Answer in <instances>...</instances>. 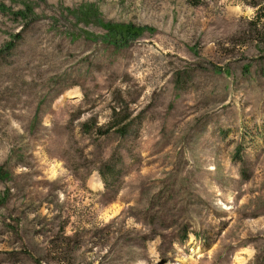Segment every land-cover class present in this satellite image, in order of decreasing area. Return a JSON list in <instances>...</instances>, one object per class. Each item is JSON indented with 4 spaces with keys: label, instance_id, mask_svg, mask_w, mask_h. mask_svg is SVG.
Instances as JSON below:
<instances>
[{
    "label": "rangeland",
    "instance_id": "374dc122",
    "mask_svg": "<svg viewBox=\"0 0 264 264\" xmlns=\"http://www.w3.org/2000/svg\"><path fill=\"white\" fill-rule=\"evenodd\" d=\"M0 264H264V0H0Z\"/></svg>",
    "mask_w": 264,
    "mask_h": 264
},
{
    "label": "bare ground",
    "instance_id": "6f19581e",
    "mask_svg": "<svg viewBox=\"0 0 264 264\" xmlns=\"http://www.w3.org/2000/svg\"><path fill=\"white\" fill-rule=\"evenodd\" d=\"M66 93V92H65ZM76 92L75 91H70L69 93H67V95H70L72 97V95H75ZM65 95V94H64ZM59 99V98H58Z\"/></svg>",
    "mask_w": 264,
    "mask_h": 264
}]
</instances>
